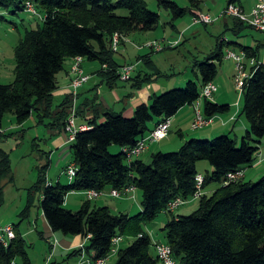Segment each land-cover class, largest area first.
Instances as JSON below:
<instances>
[{
	"label": "trees",
	"instance_id": "trees-1",
	"mask_svg": "<svg viewBox=\"0 0 264 264\" xmlns=\"http://www.w3.org/2000/svg\"><path fill=\"white\" fill-rule=\"evenodd\" d=\"M155 1L158 9L165 11L172 23L187 15L192 18L195 13L192 12H199L205 0H186L187 7H180L173 0ZM27 3L36 9L37 15L25 11ZM0 10V21L8 20L6 15L28 14L42 22L37 29L24 28L21 39L13 48V81L0 84V136H4L1 130L6 114L13 116L17 126L35 119L45 128L62 130L72 102L65 97L59 105H54L53 94L57 89V75L63 70L65 61L72 60L70 81L73 79L71 69L74 59L79 57L82 63L97 62L101 67L100 77L112 86L119 80L121 66L115 55L120 40L133 32L154 31L160 23V15L149 11L145 0H118L116 4L113 0H0ZM118 10H126L128 15L118 16ZM229 19L233 20L232 26L226 25L225 29L234 36L239 37L244 29L249 28L236 19ZM114 35L119 37L116 51L112 49ZM223 36L217 38L215 51L203 62L197 63L196 80L186 82L183 89L151 95L149 103L137 106L131 118L111 111L101 114L95 111L88 121L90 128L78 132L70 147V163L77 170L73 182L67 185L59 182L49 184L47 170L50 160L48 155H42L44 162L37 168V180L29 189L21 218L29 217L32 201L34 203L37 195V206L53 232L79 236L84 240L83 247L72 252V255L81 252L91 254L92 262L116 255L115 264H162L145 228L164 213L171 201L192 197L198 175L197 163L205 161L214 171L204 177L203 186L205 188L208 183H215L218 186L215 191L209 196L204 195L198 201L197 209L189 215L165 213L171 218L162 229L164 242L171 248L175 262L264 264V177L254 183L241 179L223 184L228 173L254 163L262 144L263 65L255 70L242 94L241 114L245 116L248 130L246 136L242 137L240 148H236L233 138L219 135L211 141L191 138L176 152L153 154L149 163L138 159L140 156L128 161L123 153L125 148L134 147L139 139L152 131L149 127L151 123L157 125L161 120L175 116L181 108L192 106L203 86L215 82L217 64L224 57L223 41L220 42ZM232 46L244 51L248 57L256 58L258 54L256 47L234 43ZM140 58L149 72L133 79L132 87L136 90L142 87V83H152L161 76L151 54ZM229 108V105H220L211 100H205L202 105L205 118H216L227 113ZM112 145L121 151L111 154ZM13 183L10 155L0 147V206L4 202L5 188ZM129 187L141 193L142 210L133 216L113 214L107 207L92 206L93 202L88 200L75 212L65 207L66 196L70 192H122ZM22 219L14 226L0 225V228L11 226L14 233V238L5 245L7 238L0 231V264H31L26 240L18 230ZM115 237L124 238L130 243L118 250L121 240L113 245ZM50 244L53 250L55 245L52 240ZM113 246L117 247L115 253H112Z\"/></svg>",
	"mask_w": 264,
	"mask_h": 264
},
{
	"label": "rangeland",
	"instance_id": "rangeland-1",
	"mask_svg": "<svg viewBox=\"0 0 264 264\" xmlns=\"http://www.w3.org/2000/svg\"><path fill=\"white\" fill-rule=\"evenodd\" d=\"M117 1L118 0H113V3L116 4ZM173 1L176 2L180 7L188 6L186 0H173ZM228 1L229 0H205L204 3L201 5V8L205 12L210 13L213 18H217L224 9L223 7L227 5ZM145 2L149 11L157 12L160 15V23H159L160 27H159V31L156 33V36L157 38L162 37L163 35L162 30H164L165 27L169 26L168 21L170 20V18L165 11L158 9L155 0H145ZM254 2L255 0H240V3L243 5L246 12H249ZM117 14L118 16L125 17L128 15V12L126 10H118ZM6 18L8 20H12L14 23L17 24L16 27L17 31H14V33H10L7 31V29L11 28L10 22L12 23V21H8L6 19L5 21H0V51L4 52L5 54L3 68L0 69V74L3 76H6L7 73L6 71L10 65L9 57L13 55L12 46L14 44L12 45V42H14V40L16 39H19L18 36L19 33L23 34L24 28L37 29L38 27L42 26L41 20L33 16H30L28 14H20L17 16L6 15ZM182 21L185 24H187L190 23V21H192V18L189 15H187L178 22L181 23ZM232 23H233L232 19H229L228 17H224L218 19L217 21L215 20L210 25H206V26L192 25L194 28L188 31L185 35L180 34L178 39L176 38L177 40L175 39V41H178L180 38L181 41V39L184 38L180 46H178L180 41H178V44L175 46L171 45V43L175 41L172 42L167 41L165 45H167L168 48L174 47L175 49L167 50L160 55L161 61L159 62V70L161 72V76L155 78V80L156 79L157 80L156 81L154 80L155 82L153 81L152 83H155L159 87H163L162 93H165L174 89H183L186 85V82H188L189 80H196L194 77L195 74L193 69L196 68L197 70V67H195L197 63L203 62L208 57V55H210L213 51H215L217 38H219L220 35H224L228 43H234L249 47H253L254 45L257 44L258 45L262 44L263 46H261V48L259 49V54L260 56L263 55L264 33L257 32L256 30L249 27L244 29L241 35L237 37L234 36L230 31H226L225 29L226 25L231 27ZM169 36H175V35L174 33L170 32ZM133 44H135V41H133ZM132 47L136 49L135 45H133ZM164 48H166V46L162 44L161 50L155 51V49L153 48L152 51L157 53V52H161ZM232 63L234 62L232 61ZM217 67H218V76L216 77L215 83L219 91H217L218 93L214 95L215 100H218V104L220 105H226V104L231 105L233 103V105L231 106L235 107L236 110H237V106L239 105L238 109L240 108L242 111L244 98L243 95H240L238 93L235 87L234 76L231 77L232 71H235V65L233 68L231 62H228L227 60H223L220 64H217ZM103 68H105V65L103 66ZM0 82L2 84L11 83V81H8L6 79L1 80ZM239 117L241 118V121L247 123L245 116H243L241 113ZM215 120L216 119H214L212 123H214ZM17 128L18 126L15 124L13 116L11 114H6L2 122L1 131L2 134H4V136L3 135L0 136V147L3 148L5 151H7L10 155L12 171L14 175V183L13 185H9L5 188L4 202L0 206V217L4 225L10 223L18 224L20 222V220L22 219L21 215L23 214L26 207L27 198L29 195V189L33 186V184L37 180V174H38L37 168L43 163L42 155H44L45 153H50V150L51 151L54 150L50 146L51 137L48 136V133L46 132V130H44L45 128L44 126H42L41 124H37V120L32 119L26 122L23 125V127L20 128L23 130L22 132L16 131ZM16 132H18V134H16ZM10 133L12 134L11 136L9 135ZM46 133L47 135H45ZM224 134L229 136L230 138H233L236 141V148L241 147L242 137L246 136V133L243 130L239 131V134L236 133L235 136L233 135V133L226 132ZM187 135H194V134L188 132ZM213 139H210L208 141H211ZM157 143H159V141L152 143V145ZM184 143L183 141H180L178 139L177 129L173 128L171 130V133L169 134V137L167 139H164L162 142H160L158 146L163 148L167 146V149L169 151H165V152H176L174 150L180 149V147H176V144H179L181 146V144ZM263 144H264V139L262 140L261 151L259 150L260 153L264 149ZM156 147L157 146H155L154 149ZM118 150L119 148L115 145H112L110 147L111 154H118L119 153ZM153 153H154L153 150H149V152L144 156V160L146 163H149L151 161V156ZM70 159H71V152L69 151V148H65L62 151L56 152L53 158L50 159L51 160L50 165L47 170V182L49 181L55 184L57 180V176L59 175L63 167V162H66L67 160L69 161ZM60 162L62 163L58 165V163ZM252 168L253 167L249 169H251L252 171ZM211 169L213 170V168L205 161H200L197 163L198 172L203 173L204 175L210 176L211 173L213 172L210 171ZM261 177H264V173L257 176L250 174V177L247 178L246 182L254 183L257 182V180ZM60 183L62 185H67L69 183L68 178L65 174L64 176H61ZM214 185H215L214 183H208L207 187L211 189ZM109 197H110L109 200H106L107 199L106 196H102L96 200L91 201L93 202L92 206L112 207L113 204H116L117 202L120 201L118 199L116 200V198L114 197L111 196ZM37 198L38 197L36 195L34 198V203L32 201L33 206L29 210V217L27 219H22L21 221L22 222L20 226L21 233L25 232V229L29 224L34 226V223L37 221V218L40 217L42 214L41 210L37 206L38 205ZM135 198L138 205L141 208V193L136 192ZM81 200H82L81 197H75L69 195L66 197L65 207L68 210L75 212L79 209L80 207L79 202ZM198 201L199 200H191L188 204L183 206L181 213H183L186 216L194 212L198 207ZM137 207L138 206L136 207L134 206L132 208V210L134 211L130 213L131 216L136 215L140 212V210H138ZM170 218L165 214H161L145 228V231L150 236L153 244L159 241L160 242L164 241V232L162 231V229L165 226V223ZM54 234L60 239L63 237V234H61L60 232H55ZM52 238L54 239V236ZM36 240L40 242V245H38L36 251L32 253L35 257L41 251L43 242L39 238H37V234H32L27 237V241L30 243L33 242L35 244L34 241ZM129 243L130 241L125 240V242L121 244V248L127 247ZM54 244H55L54 246L55 249L56 246L58 245L56 239H54ZM40 255H42V253ZM65 255L66 254H63L64 259H65ZM55 258L56 259L58 258L57 255ZM71 260H73V262H76L75 258H72ZM114 261L115 258L110 260V264H113Z\"/></svg>",
	"mask_w": 264,
	"mask_h": 264
},
{
	"label": "crops",
	"instance_id": "crops-1",
	"mask_svg": "<svg viewBox=\"0 0 264 264\" xmlns=\"http://www.w3.org/2000/svg\"><path fill=\"white\" fill-rule=\"evenodd\" d=\"M225 7L226 6H224L223 8H225ZM249 9H247V10H249ZM1 11L2 10H0V13H2ZM200 11L205 12L203 9H201ZM194 12H198V11H193L192 13H194ZM205 13H208V12H205ZM180 20H182V19H180ZM180 20H177V21L172 22V23H170L169 22L170 20H169L168 21L169 26L165 27L164 30H162V32H163L162 37L157 38V36H156V33L159 31V27H160V24H159L158 28L154 31H151V32H139V31L133 32V33L123 37V39L120 40L119 48L116 52L117 55L115 57L117 63L121 67L125 66V65H129V64L136 65V69H135L134 73L132 74L131 80H129L127 82H122V81L118 80L115 84L110 86L109 84L105 83L103 78L100 77L99 72L101 70V67L97 62L83 61L82 65H81L82 69H83L85 74L90 76V79L80 89H78L74 92L70 87L71 76L69 73L70 67L72 65V60L71 59L66 60L64 65H63V70L61 72H59V74L57 75V78H56L57 89L55 90V92L53 94L54 105H59L64 100L65 97H69L71 102H72V106L74 108V111H75V124L77 125V127L86 126L88 129L90 128V127H88V121L90 119H92L95 111H97L98 114H101L105 111H111V112H115V113H121L124 118H131L133 116L134 109L137 106H139L141 104H148L150 101L151 95H153V94L160 95L163 91V87H159L155 83H144V84L142 83V87L137 89V90L132 87L133 83H134L133 82L134 78L138 77L139 75L143 76L149 72L148 69L145 67V65L142 64L143 62L140 61V59H141L140 57L151 54V59L153 60V63L159 69V62L161 61L160 55L167 50H172V49H169L167 47V45H165L166 42L167 41H175L176 38L178 39L180 34L185 35L188 31H190L192 28H194L193 26H197V25L192 26L191 21H190V23H187V24H185L183 21L180 23V22H178ZM1 21H3V20H1ZM10 24H11V28L7 29V31L10 33H14V31H17V29H16L17 24L14 22L10 23ZM170 32L174 33L175 36H169ZM257 32H260V31H257ZM261 33H263V32H261ZM18 36H19V39H16V40H14V42H12V45L14 44L12 46V51H13L14 46L17 45L18 41L21 39L22 34L19 33ZM132 40L135 41V44H133ZM183 40H184V38L181 39L178 46H180L182 44ZM226 40L227 39L225 36H223L220 39V42L223 41V44H222L223 45L222 46L223 54H225L226 50H233L235 52L241 51V50L234 48L232 46V43H228ZM153 41H156L159 44H161V42H163V45L166 46V49H164L161 52L156 53V52H153V51L144 47V44H147V43L153 42ZM133 45L136 46V49H134L132 47ZM261 46H263V45L257 44L251 48L256 47V49L258 50L256 60L264 63V54L261 56L259 54V49L261 48ZM117 56H118V58H117ZM4 58H5L4 52L0 51V69L3 68ZM9 59H10V65L6 71L7 72L6 76H3L0 74V81L3 79H6V80L11 81V82L13 81V78H14V72L13 71H14V66H15L13 55L11 57H9ZM223 60H227L228 62H231L232 66L234 68L235 63H232L231 60L226 59L225 56L223 57L222 61ZM195 67H197V66H195ZM193 70H194V74H196L197 73L196 68H194ZM248 70H250L249 67H248ZM234 74H235V71H232L231 77H233ZM194 77L196 79V76H194ZM0 84H2V83L0 82ZM218 91H219V89H218ZM211 101L218 104V100H215V96H213ZM73 103L75 105H73ZM226 105H229V104H226ZM231 105H233V103ZM231 105H229L230 108H229V111L227 113H225L223 115H218L215 118L216 120L214 121V123L202 128L200 130H196V131H192L190 129V125H191V122L193 121V117H194L193 107L192 106H185V107L181 108L176 113L175 116L172 117L169 134L171 133V130L173 128H176L178 131V139L180 141H183V143H184L191 138L210 140V139H213L214 137H217L219 135H225L224 133H226V132L227 133H233L234 136L236 133L239 134V131H241V130L245 131V133H246L248 130V124L241 121V118L239 117L240 113H241V109L240 108L238 109L239 105L237 106V110L235 109V107H233ZM70 113H71V110H70ZM69 116L70 115H68L67 119L69 118ZM67 119H66V121H67ZM102 121H103V119L100 120L99 122H102ZM65 125H66V123H65ZM155 126H156L155 123H151L149 125L151 130H153L155 128ZM22 127L23 126H18L16 131L19 132L21 130L20 128H22ZM64 127L60 131L50 130L48 128H44V130H46V132L48 133V136L51 137V144L50 143L49 144L54 149L52 151L50 150V153H45L46 155H48L49 160L53 158V156L55 155L56 152L62 151L65 148H69V151H71L70 150L71 144H66ZM18 132H16V134ZM188 132L193 133L194 135H187ZM47 133L45 135H47ZM169 134H168V137H169ZM167 138H165V139H167ZM163 140L159 141V143L162 142ZM159 143L153 144V145L151 144L152 146H149L148 149L138 159L145 162L144 156L149 152V150H153V152H154L153 154L158 153V152H164L165 153V151H169L167 149V146L164 148L159 147L158 146ZM182 145L183 144H181V146ZM155 146H157V147L154 149ZM181 146L179 144H176V147H181ZM261 148H262V144L259 146L260 151H261ZM118 151H121V149H119ZM174 151H177V150H174ZM260 151L256 154V160L254 161V163L251 166L244 168V178L243 179L245 181L247 180L248 177H250V174L257 176V175H261L262 173H264V149L261 153H260ZM133 160H134V158H133ZM70 161H71V159L69 161L67 160L66 162H63V167L61 169V172L57 176V180H56L55 184L58 182L60 183V178H61V176H64V171H65L67 165L70 164ZM61 163L62 162L58 163V165H60ZM251 167H253L252 171H251V169H249ZM208 171H209V169H208ZM210 171H214V170L211 169ZM198 174H201L203 177L206 176L200 172H198ZM48 183L53 185V183H51L49 181H48ZM217 187L218 186L216 184L211 189H209L206 186L203 189L204 195H206V196L211 195ZM84 192L85 191L70 192L67 194V196L70 195V196H75V197H81L82 200L79 202L80 203L79 205L81 207V205L86 201ZM136 192H137L136 189L134 192L128 191L127 193L122 194L120 197L116 198V200L118 199L120 201L117 202L116 204H113L112 207H108V206H105V207H107L113 214H125L128 216H131L130 213L132 211H134V210H132V208L134 206L135 207L138 206L137 209L140 211L142 210L136 201V198H135ZM106 198H107L106 200L110 199L109 196H106ZM65 203H66V201H65ZM182 208H183V206L181 208H179L177 211H175L174 216L184 215L183 213H181ZM162 214H165V213H162ZM165 215H167V214H165ZM167 216H169V215H167ZM170 217L171 216H169V218ZM10 224H12L14 226L13 223H10ZM0 225H4V223L1 221V217H0ZM20 226L18 227L19 228L18 230H20ZM54 233L55 232H53L50 229L47 222L45 221L43 214H41V216L38 217L37 221L34 223V226L29 224L27 226V228L25 229V232H23L21 234L24 237V239L26 240L27 256H28L31 264H75V263L76 264H88L87 261L92 259L91 254H86L84 252H81L78 255H74V254L72 255V252L81 249L84 245V240L81 239L79 236H65V235H63V237L60 239ZM32 234H37V238H39L43 242V246L41 247V251L37 254L36 257L32 253H34L36 251V248L38 245H40V242L38 240L34 241L35 244L33 242H31V243L28 242L27 237L29 235H32ZM53 236H54V239L57 240L58 245L56 246L55 249L53 248V250H52L50 240H53V238H52ZM125 240L126 239L123 238L120 241V243L118 245V250L122 249L121 244L123 242H125ZM157 243H165V242L159 241V242H156V244ZM41 253H42V255H40ZM50 253H51V255H50ZM63 254H66L65 259L63 257ZM56 255L58 257L57 259L55 258ZM72 258H75L76 262H73V260H71ZM113 258H115V261L113 262V264H115L116 263V255L111 256L104 264H110V260H112Z\"/></svg>",
	"mask_w": 264,
	"mask_h": 264
},
{
	"label": "built area",
	"instance_id": "built-area-1",
	"mask_svg": "<svg viewBox=\"0 0 264 264\" xmlns=\"http://www.w3.org/2000/svg\"><path fill=\"white\" fill-rule=\"evenodd\" d=\"M25 11L30 15H37L36 9L30 4H26ZM233 18L238 20L239 22L245 24L246 26L264 33V0H255L249 12H246L243 5L240 3V0H234L231 3H228L226 7L222 10L217 18H213L211 14L205 12H195L192 17V25H210L215 20L217 21L220 18ZM119 37L118 35H114L112 49L116 51L118 45ZM180 41V38L179 40ZM178 41L171 43L172 46L178 44ZM144 47L149 49H155V51H159L162 49V45L157 42H149ZM225 58L231 60L235 63V74L234 81L235 87L240 95L243 94L244 88L248 81L252 78L253 73L258 68V66L263 65L264 63L259 62L254 57H248L244 51L235 52L233 50H226L224 54ZM82 58H75L74 63L71 69V74L73 75V79L70 81V87L75 92L79 87H81L85 82L89 80V76L84 74L81 69ZM248 67L250 70H248ZM136 69V65L129 64L122 66L119 69L118 77L122 82H127L131 79L132 74ZM218 87L214 82H210L203 86L201 89V94L199 98L192 104L194 110V117L191 124L192 130H200L210 124H212L213 118H205L202 110V105L205 100H212L215 93H217ZM73 105H75L73 103ZM172 118H165L161 120L155 128L149 132L146 136L139 139L138 142L132 148H125L123 153L126 155L128 161H132L133 158L141 156L148 147L156 142L163 140L167 137L169 133V129L171 126ZM88 129L87 127H77L75 124V111L72 106L71 113L69 118L66 121V125L64 127L66 144H72L75 141L76 135L78 132L84 131ZM76 167L73 163L67 165L64 174L67 176L69 183L73 182L76 175ZM244 178V169H239L234 172H230L226 175L223 180L224 185H228L230 183H234ZM203 185H204V177L201 174L196 175L195 177V191L190 199L183 200L181 198H177L171 201L164 213L167 212H175L178 208L186 205L191 200H200L203 196ZM128 191H135L134 187H129L124 189L122 192L118 190L111 191H96V190H87L84 192L86 200H96L102 196H111L114 198L120 197L122 194L127 193ZM108 192V193H107ZM0 231L4 233L7 241L14 238V233L11 226L2 227ZM121 240V237H115L112 240V244L116 245ZM54 244V239L52 240ZM55 245V244H54ZM117 247L112 248V253H115ZM155 250L158 259L162 262V264H176L171 248L166 243H155ZM109 257H105L103 259H98L95 262L90 260L87 261L88 264H104Z\"/></svg>",
	"mask_w": 264,
	"mask_h": 264
}]
</instances>
